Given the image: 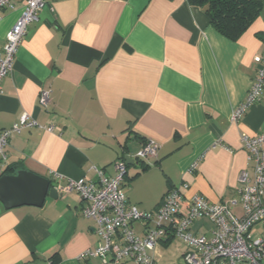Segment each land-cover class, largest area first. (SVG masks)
<instances>
[{
  "label": "crops",
  "instance_id": "1",
  "mask_svg": "<svg viewBox=\"0 0 264 264\" xmlns=\"http://www.w3.org/2000/svg\"><path fill=\"white\" fill-rule=\"evenodd\" d=\"M22 7L13 0L0 12V48ZM263 31L264 8L232 42L186 0H47L1 83L0 131L23 113L55 131L14 134L0 177L26 171L56 187L95 181L91 167L111 177L123 161V193L141 212H154L182 182L189 185L186 198L237 201L240 173L252 175L240 135L264 132V94L239 122L231 115L256 76ZM41 90L50 91L46 107ZM147 141L158 144V156L143 163L136 153ZM81 207L75 193L46 198L39 208L0 202V264H102L80 257L99 243ZM233 212L240 215L238 203ZM133 230L143 236L141 223ZM212 230L206 219L190 227L194 235ZM186 250L168 235L156 244L153 262L185 264Z\"/></svg>",
  "mask_w": 264,
  "mask_h": 264
},
{
  "label": "built area",
  "instance_id": "2",
  "mask_svg": "<svg viewBox=\"0 0 264 264\" xmlns=\"http://www.w3.org/2000/svg\"><path fill=\"white\" fill-rule=\"evenodd\" d=\"M13 0H0V12L11 8ZM47 0H21L23 7L19 18L6 32L0 48V94L1 83L13 70L18 47L27 33L28 26L37 22L38 12ZM263 52L254 58L256 76L243 99L233 110L232 122H239L254 103L264 94V31ZM50 102V91L41 90L39 104L46 107ZM25 129H39L49 133L52 126H41L28 114H21L9 129L0 131V161L5 162V149L14 134ZM240 143L247 153V164L252 175L244 170L238 178V200L230 204L211 203L199 195L185 197L189 185L182 182L167 192L157 209L152 213L141 212L129 203L123 193L122 183L126 173L123 161L114 164L115 174L104 175L102 169L91 167L95 181L67 180L55 187L59 198L75 193L81 203L80 215L91 220L99 243L81 254L82 259L98 258L102 264H154L152 252L156 244L170 235L182 241L187 250L185 264H263L264 261V132L254 136L240 135ZM159 146L147 141L136 153L141 162L155 160ZM197 162L189 168L193 174ZM62 180L61 177L56 176ZM238 203L240 215L233 212ZM199 219H206L213 225L210 236L194 235L191 225ZM141 223L143 236L133 230V224ZM259 230L255 231V227Z\"/></svg>",
  "mask_w": 264,
  "mask_h": 264
},
{
  "label": "trees",
  "instance_id": "3",
  "mask_svg": "<svg viewBox=\"0 0 264 264\" xmlns=\"http://www.w3.org/2000/svg\"><path fill=\"white\" fill-rule=\"evenodd\" d=\"M186 1L190 6L199 8L208 18L210 26L232 42H237L250 29L264 8V0Z\"/></svg>",
  "mask_w": 264,
  "mask_h": 264
},
{
  "label": "water",
  "instance_id": "4",
  "mask_svg": "<svg viewBox=\"0 0 264 264\" xmlns=\"http://www.w3.org/2000/svg\"><path fill=\"white\" fill-rule=\"evenodd\" d=\"M58 193L48 179L30 172L0 177V202L6 209L21 206L42 207L46 198L57 199Z\"/></svg>",
  "mask_w": 264,
  "mask_h": 264
},
{
  "label": "rangeland",
  "instance_id": "5",
  "mask_svg": "<svg viewBox=\"0 0 264 264\" xmlns=\"http://www.w3.org/2000/svg\"><path fill=\"white\" fill-rule=\"evenodd\" d=\"M259 229H260L259 226L255 227V231H258Z\"/></svg>",
  "mask_w": 264,
  "mask_h": 264
}]
</instances>
